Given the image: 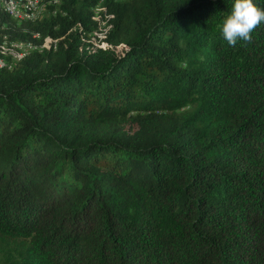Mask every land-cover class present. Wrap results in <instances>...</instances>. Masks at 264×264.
I'll use <instances>...</instances> for the list:
<instances>
[{
    "label": "trees",
    "instance_id": "trees-1",
    "mask_svg": "<svg viewBox=\"0 0 264 264\" xmlns=\"http://www.w3.org/2000/svg\"><path fill=\"white\" fill-rule=\"evenodd\" d=\"M232 4L0 8V61L45 44L0 66V264H264V22L229 46Z\"/></svg>",
    "mask_w": 264,
    "mask_h": 264
},
{
    "label": "bare ground",
    "instance_id": "bare-ground-1",
    "mask_svg": "<svg viewBox=\"0 0 264 264\" xmlns=\"http://www.w3.org/2000/svg\"><path fill=\"white\" fill-rule=\"evenodd\" d=\"M60 5L61 0H0V8L19 23L41 20L50 11L56 14ZM39 39L40 35L35 33L32 36V40L11 42L10 47L8 45L9 48L6 53L9 55V58H11L12 62L6 64L0 61V66H7L10 68L33 52L42 51L45 44L40 43Z\"/></svg>",
    "mask_w": 264,
    "mask_h": 264
},
{
    "label": "clouds",
    "instance_id": "clouds-1",
    "mask_svg": "<svg viewBox=\"0 0 264 264\" xmlns=\"http://www.w3.org/2000/svg\"><path fill=\"white\" fill-rule=\"evenodd\" d=\"M264 22V10L253 0H233L232 9L222 22L221 35L227 44L235 47L238 41H248L253 29Z\"/></svg>",
    "mask_w": 264,
    "mask_h": 264
},
{
    "label": "rangeland",
    "instance_id": "rangeland-1",
    "mask_svg": "<svg viewBox=\"0 0 264 264\" xmlns=\"http://www.w3.org/2000/svg\"><path fill=\"white\" fill-rule=\"evenodd\" d=\"M123 49H124V48H123ZM123 49H122V50H120V51H118V53H119V54H121V53H122V51H123Z\"/></svg>",
    "mask_w": 264,
    "mask_h": 264
}]
</instances>
